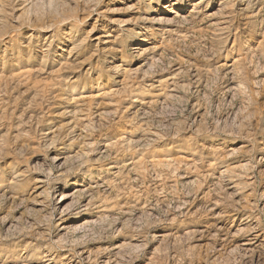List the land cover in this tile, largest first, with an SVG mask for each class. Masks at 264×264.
Segmentation results:
<instances>
[{
    "label": "rangeland",
    "instance_id": "rangeland-1",
    "mask_svg": "<svg viewBox=\"0 0 264 264\" xmlns=\"http://www.w3.org/2000/svg\"><path fill=\"white\" fill-rule=\"evenodd\" d=\"M0 264H264V0H0Z\"/></svg>",
    "mask_w": 264,
    "mask_h": 264
},
{
    "label": "bare ground",
    "instance_id": "bare-ground-1",
    "mask_svg": "<svg viewBox=\"0 0 264 264\" xmlns=\"http://www.w3.org/2000/svg\"><path fill=\"white\" fill-rule=\"evenodd\" d=\"M69 198H70V196L63 195V196L60 198V202L62 203L63 201H65V200H67V199H69ZM60 202H59V204H60Z\"/></svg>",
    "mask_w": 264,
    "mask_h": 264
}]
</instances>
